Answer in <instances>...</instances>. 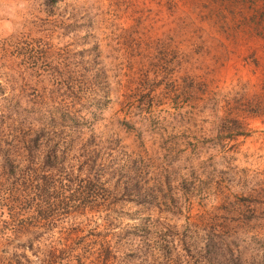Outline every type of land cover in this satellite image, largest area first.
Segmentation results:
<instances>
[{
	"label": "rangeland",
	"instance_id": "374dc122",
	"mask_svg": "<svg viewBox=\"0 0 264 264\" xmlns=\"http://www.w3.org/2000/svg\"><path fill=\"white\" fill-rule=\"evenodd\" d=\"M6 79L11 116L27 108L48 129L73 117L102 142L92 147L103 171L130 160L101 180L131 195L118 211L72 212L50 230L34 217L27 227L24 211L17 232L0 212V264H37L59 230L110 239L106 217L118 242L146 219L169 240L190 236V251L216 222L236 261L264 264V0H0ZM11 125L0 121V136Z\"/></svg>",
	"mask_w": 264,
	"mask_h": 264
},
{
	"label": "trees",
	"instance_id": "16d2710c",
	"mask_svg": "<svg viewBox=\"0 0 264 264\" xmlns=\"http://www.w3.org/2000/svg\"><path fill=\"white\" fill-rule=\"evenodd\" d=\"M131 80H127L128 83ZM146 80L139 81L134 88L128 87V90L139 92L141 89L137 91L136 88L140 84L148 85ZM9 85L8 81L3 85L0 80V98L4 100L0 104V121L5 123L10 120L12 123L10 128H1L0 189L4 190V194L0 198V212L7 214L15 230L19 232L26 228L25 222V226H18L24 220L20 214L24 211L30 212L27 227L34 224V217L47 230L53 228L52 219L71 215L72 212L107 213L113 208L118 211L117 203L131 194L116 195V186H109L106 178H101L105 172L109 176L110 172L121 171L122 168L128 171L130 160L103 171L105 160L100 163L99 149L92 147L102 142L93 135L83 138L85 132L79 129L81 122L73 117L68 123L48 129L35 116L33 118L37 123L29 119L31 116L24 114L27 108L12 107L14 116H11V107L5 106L8 99L5 90ZM24 90L25 86L20 83L17 95L23 94ZM50 118L53 119V116ZM112 221L106 217L103 222L110 239L93 229L88 230L90 241L87 234H80L82 229L72 228L49 234L48 240L43 241L45 245L39 252L37 264H57L68 257H73L74 264H129L132 262L129 258L136 259L134 264H241L234 259L227 246L219 243L220 232L216 222H205L206 232L194 236L197 243L190 251L189 248L184 249L190 247V236L179 233L176 240H169L166 234L158 235L152 231L151 221L146 222V219L140 226L130 225L128 235L120 234L122 238L118 242V234L112 227L116 224ZM87 257L88 262L85 261Z\"/></svg>",
	"mask_w": 264,
	"mask_h": 264
}]
</instances>
